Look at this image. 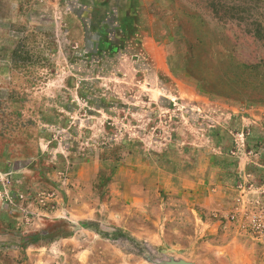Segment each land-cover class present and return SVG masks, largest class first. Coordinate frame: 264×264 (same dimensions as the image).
I'll return each instance as SVG.
<instances>
[{
    "label": "rangeland",
    "instance_id": "374dc122",
    "mask_svg": "<svg viewBox=\"0 0 264 264\" xmlns=\"http://www.w3.org/2000/svg\"><path fill=\"white\" fill-rule=\"evenodd\" d=\"M237 9L0 0V264H264V0Z\"/></svg>",
    "mask_w": 264,
    "mask_h": 264
},
{
    "label": "trees",
    "instance_id": "16d2710c",
    "mask_svg": "<svg viewBox=\"0 0 264 264\" xmlns=\"http://www.w3.org/2000/svg\"><path fill=\"white\" fill-rule=\"evenodd\" d=\"M206 9H208L218 20H230V19H239L241 20L242 16L240 10L237 8L240 5L241 0H202ZM222 12L223 14L218 15ZM259 24H256V29L253 30V35L257 39L263 38V33L259 30Z\"/></svg>",
    "mask_w": 264,
    "mask_h": 264
},
{
    "label": "built area",
    "instance_id": "2783aa9c",
    "mask_svg": "<svg viewBox=\"0 0 264 264\" xmlns=\"http://www.w3.org/2000/svg\"><path fill=\"white\" fill-rule=\"evenodd\" d=\"M254 221L253 230L259 236V239L263 245L264 249V210L261 211L258 217Z\"/></svg>",
    "mask_w": 264,
    "mask_h": 264
},
{
    "label": "crops",
    "instance_id": "0c3cea01",
    "mask_svg": "<svg viewBox=\"0 0 264 264\" xmlns=\"http://www.w3.org/2000/svg\"><path fill=\"white\" fill-rule=\"evenodd\" d=\"M127 1H129V2L131 1V3H134L135 1H137L140 4L142 0H127ZM141 14H143V13L141 12ZM152 24H153V21L150 19L149 16H147L146 18H141V25L144 26L145 28H147L148 32H149L150 28L152 27ZM149 36H150V34H149ZM159 56H160V54H159ZM263 111L264 110L261 109V112L260 113L262 114ZM260 118L262 119V116ZM250 122L252 124H255L256 123L255 121H252V120ZM213 171H215V170H213ZM208 184L209 185H212L210 181H208Z\"/></svg>",
    "mask_w": 264,
    "mask_h": 264
}]
</instances>
